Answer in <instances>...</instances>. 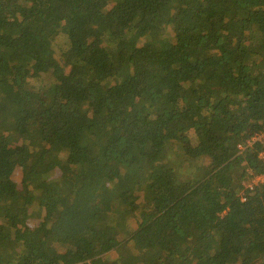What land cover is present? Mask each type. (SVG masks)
<instances>
[{"label": "trees", "instance_id": "trees-1", "mask_svg": "<svg viewBox=\"0 0 264 264\" xmlns=\"http://www.w3.org/2000/svg\"><path fill=\"white\" fill-rule=\"evenodd\" d=\"M262 134L264 0H0V264H264Z\"/></svg>", "mask_w": 264, "mask_h": 264}, {"label": "rangeland", "instance_id": "rangeland-1", "mask_svg": "<svg viewBox=\"0 0 264 264\" xmlns=\"http://www.w3.org/2000/svg\"><path fill=\"white\" fill-rule=\"evenodd\" d=\"M263 140H264V136H263ZM259 158L261 159V161L264 162V151L262 153L259 154ZM228 171L230 172L231 170L228 168ZM250 174H254L253 172L250 173ZM257 181H256V176L255 175H252L251 176V184L254 185L256 184Z\"/></svg>", "mask_w": 264, "mask_h": 264}, {"label": "built area", "instance_id": "built-area-1", "mask_svg": "<svg viewBox=\"0 0 264 264\" xmlns=\"http://www.w3.org/2000/svg\"><path fill=\"white\" fill-rule=\"evenodd\" d=\"M261 136L263 137L264 134H262ZM256 181H257V183L258 182L263 183L264 182V176H261V175L256 176Z\"/></svg>", "mask_w": 264, "mask_h": 264}]
</instances>
